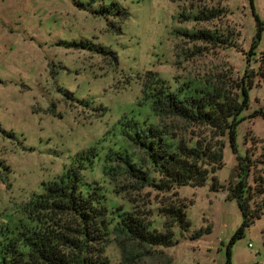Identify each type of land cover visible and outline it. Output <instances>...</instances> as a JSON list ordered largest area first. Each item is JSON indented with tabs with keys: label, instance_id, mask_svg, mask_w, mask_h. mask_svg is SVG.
<instances>
[{
	"label": "rangeland",
	"instance_id": "374dc122",
	"mask_svg": "<svg viewBox=\"0 0 264 264\" xmlns=\"http://www.w3.org/2000/svg\"><path fill=\"white\" fill-rule=\"evenodd\" d=\"M78 2L111 12L102 16ZM113 2L129 12L125 20L113 15ZM189 8H214L218 16H180ZM205 28L231 33L234 46L176 33ZM259 32L256 55H251L258 61H250ZM249 68L257 76L244 112L248 117L237 127L235 146L224 138L225 163L215 175L225 187L214 189L212 176L203 186L179 187L189 203L190 228L177 227L176 245L156 247L130 264H226L229 247L231 264H264V213L231 244L244 214L238 200L229 198L231 182L255 185L257 168L264 176V117L254 115L264 110V0H0V222L17 215L81 151L97 147L104 155L122 145L124 114L156 119L149 104L139 103L149 70L183 81L218 75L237 79ZM163 123L174 125L179 136L181 121ZM182 130L187 139L199 134L192 126ZM243 159L257 166L247 171ZM85 172L90 180H105L109 195L121 205L146 210L160 205L163 194L136 188L123 174L104 176L99 165ZM153 218L164 220L157 211ZM108 254L112 264H124L116 242Z\"/></svg>",
	"mask_w": 264,
	"mask_h": 264
},
{
	"label": "trees",
	"instance_id": "16d2710c",
	"mask_svg": "<svg viewBox=\"0 0 264 264\" xmlns=\"http://www.w3.org/2000/svg\"><path fill=\"white\" fill-rule=\"evenodd\" d=\"M78 5L102 16L111 12L107 7L94 9L88 4L89 8L84 2ZM114 7L113 15L122 20L129 16L118 2H113L110 9ZM189 13L184 10L179 14L195 20L218 16L214 8H189ZM184 30L176 33L216 46H234L231 33L225 35L219 28ZM260 36L259 32L249 52L250 61H258L252 56L256 55L253 50ZM256 76L249 68L237 79L218 75L172 81L149 70L143 77L139 103L149 104L156 119L141 121L124 114L119 120L122 145L104 155L97 147L81 151L62 174L45 182L43 191L33 194L17 215L4 218L0 222V264H112L108 250L113 242L118 244L124 264H130L131 259L151 254L156 247L176 245V228L188 230L191 226L189 203L178 188L203 186L211 176L214 189L225 187L215 176L225 163L224 138L229 136L236 145L237 127L248 117L244 112L250 108ZM254 115L264 117V110ZM165 119L183 123L176 125L180 127L179 136L172 131L174 125L163 123ZM182 126L195 127L199 134L187 139ZM246 161L243 159L241 165L247 171L248 166H257L255 160ZM98 165L104 176L123 174L136 188L151 187L163 194L160 205L155 209H132L114 201L105 180L88 179L85 171H95ZM255 171V185L248 180L229 184V198L238 200L244 214L231 244L264 213V176L262 169ZM156 211L164 219L161 222L153 218ZM202 232L197 231L194 237ZM228 256L226 264H231V247Z\"/></svg>",
	"mask_w": 264,
	"mask_h": 264
}]
</instances>
